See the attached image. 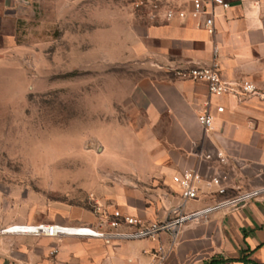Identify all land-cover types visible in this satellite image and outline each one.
Returning a JSON list of instances; mask_svg holds the SVG:
<instances>
[{"label": "crops", "instance_id": "crops-1", "mask_svg": "<svg viewBox=\"0 0 264 264\" xmlns=\"http://www.w3.org/2000/svg\"><path fill=\"white\" fill-rule=\"evenodd\" d=\"M203 1L206 13L193 18V0H167L169 8L187 16L168 21L163 13L127 35L128 55L142 56L147 66V74L130 92L143 125L129 127L151 161L146 172L135 175L149 185L148 192L122 193L116 210L147 224L167 219L182 203L173 178L188 169L197 171L201 181L199 197L185 205L186 214L221 200L212 183L215 178L230 194L264 188V102L259 97L241 101L213 96L205 82L177 74L216 62L227 80L264 81V0H225L228 9ZM0 3L7 6V0ZM82 3L70 0L68 7ZM208 18L214 20L213 33L205 27ZM208 103L213 125L205 130L197 115L206 112ZM218 107L224 110L219 112ZM37 223L0 207V264H264V197L237 210L222 208L191 219L176 236L162 233L149 239L106 241L37 237L24 228L18 230L21 235L2 232L12 225ZM49 223L88 225L66 220Z\"/></svg>", "mask_w": 264, "mask_h": 264}, {"label": "rangeland", "instance_id": "rangeland-1", "mask_svg": "<svg viewBox=\"0 0 264 264\" xmlns=\"http://www.w3.org/2000/svg\"><path fill=\"white\" fill-rule=\"evenodd\" d=\"M68 1L0 3V207L109 231L121 194L149 186L135 176L151 157L130 98L147 66L127 35L171 5Z\"/></svg>", "mask_w": 264, "mask_h": 264}, {"label": "built area", "instance_id": "built-area-1", "mask_svg": "<svg viewBox=\"0 0 264 264\" xmlns=\"http://www.w3.org/2000/svg\"><path fill=\"white\" fill-rule=\"evenodd\" d=\"M211 5L222 6L225 9L229 8V4L225 0H208ZM143 4V3H141ZM206 13L205 2L203 0H193L191 16L193 18H199L202 14ZM187 16L185 11L169 8L164 12V17L168 20H174L176 18L184 19ZM155 19L156 15H152ZM205 27L213 33L214 20L208 18L205 22ZM218 54L217 49L214 50V57ZM179 76L187 77L193 81H203L207 84L210 95L213 96H234L239 100L250 97H259L264 102V81L256 83L249 80L243 81H230L225 79L219 69V65L214 62L211 66L206 67H194L188 71H178ZM211 103L207 104V110L204 114L197 115L198 123L205 129H209L213 125V117L209 113ZM223 107H218V111L222 112ZM222 162H225V158L222 153L218 155ZM211 158L210 155L207 156ZM174 183L181 189L182 203L173 208L167 219L163 221H157L154 223H145L134 215L125 214L119 210H115L110 214L105 226L109 229L103 230L102 228H94L88 225L78 226H65L61 224H16L7 227L2 230L3 233L11 235H21L18 233L19 229H27L32 234L31 236L47 237V238H63V237H79V238H96L110 241L114 238H120L124 240H142L155 238L162 233H167L172 236H176L180 228L187 221L206 216L207 214L222 209H240L247 206L250 202L258 200L264 197V188L257 189L250 192H239L236 194H230L228 188L221 185V181L218 178L213 179L212 183L217 187V194L221 196V200L204 210L186 214L184 211L185 205L189 201L196 200L199 197V189L197 184L201 181V176L195 170H185L179 175L173 178ZM13 231L12 233L8 232ZM16 230V231H14ZM163 259V258H162ZM149 264H158L151 262Z\"/></svg>", "mask_w": 264, "mask_h": 264}]
</instances>
